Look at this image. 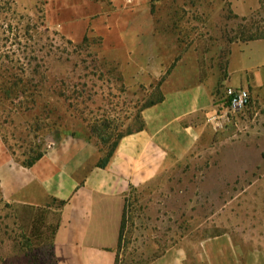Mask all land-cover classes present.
Instances as JSON below:
<instances>
[{
  "label": "rangeland",
  "instance_id": "obj_1",
  "mask_svg": "<svg viewBox=\"0 0 264 264\" xmlns=\"http://www.w3.org/2000/svg\"><path fill=\"white\" fill-rule=\"evenodd\" d=\"M94 1L99 16L114 19L120 6L129 7V0ZM52 3L78 5L0 0V142L23 165L64 136L88 139L101 153L99 164L120 136L141 128V112L160 97L165 77L151 87L135 82L139 73L124 69L128 50L113 29L106 41L97 33L70 40L50 23ZM134 6L151 13L155 7V14L138 17L146 19L137 27L146 35L141 40L161 47L174 64L195 59L202 76H224L237 47L253 61L254 45L263 43L264 59V0H137ZM249 91L251 103L224 131L130 194L117 264H150L178 243L222 234L242 257L264 255V84ZM20 214L0 191V264H54L44 215L23 223Z\"/></svg>",
  "mask_w": 264,
  "mask_h": 264
},
{
  "label": "crops",
  "instance_id": "obj_2",
  "mask_svg": "<svg viewBox=\"0 0 264 264\" xmlns=\"http://www.w3.org/2000/svg\"><path fill=\"white\" fill-rule=\"evenodd\" d=\"M76 1L71 10L52 3L50 23L63 27L72 41L96 33L106 41L113 29V38L128 50L125 63L130 66L124 69L139 73L135 82L151 87L165 77L163 100L142 110V128L119 139L104 167H98L101 153L88 139L64 136L32 166L15 162L0 142L1 198L8 209L21 212L23 223L44 215L54 264H117L127 198L161 179L215 134L209 119L225 87L250 90L264 84V59L258 50L263 43H255L259 53L253 61L237 47L224 76H202L195 59L183 56L174 64V57L161 55V47L146 45L145 32L143 36L137 28L146 19L138 17L152 13L148 7L136 9L137 0L120 6L115 19L113 13L99 16L94 0L93 5ZM51 215L54 221L47 219ZM150 264H264V255L242 257L231 237L222 234L178 243Z\"/></svg>",
  "mask_w": 264,
  "mask_h": 264
},
{
  "label": "built area",
  "instance_id": "obj_3",
  "mask_svg": "<svg viewBox=\"0 0 264 264\" xmlns=\"http://www.w3.org/2000/svg\"><path fill=\"white\" fill-rule=\"evenodd\" d=\"M251 103L250 91L241 87H225L222 95L216 99L210 125L215 133L224 131L233 119ZM54 145L50 142L49 148Z\"/></svg>",
  "mask_w": 264,
  "mask_h": 264
},
{
  "label": "trees",
  "instance_id": "obj_4",
  "mask_svg": "<svg viewBox=\"0 0 264 264\" xmlns=\"http://www.w3.org/2000/svg\"><path fill=\"white\" fill-rule=\"evenodd\" d=\"M152 13L155 14V7L153 6L152 7ZM86 40V37L84 38V41ZM163 100V94L160 95V97L155 100V101H152L151 103L147 104L143 109L147 108V107H150V106H153L159 102H161ZM142 122V121H141ZM141 128H142V125H141ZM140 129V128H139ZM138 130V129H137ZM126 134V133H125ZM124 135V134H123ZM122 135V136H123ZM120 136V138L122 137ZM119 138V139H120ZM118 139V141H119ZM118 141L116 142V144L114 145L112 151L110 152V154L105 158V159H102L99 164H98V167H104L106 166L107 162L109 161L110 157L112 156L113 152L115 151V148L118 144ZM43 154H38L34 159H30L27 163L23 164L24 166H32L38 159H40L42 157Z\"/></svg>",
  "mask_w": 264,
  "mask_h": 264
}]
</instances>
